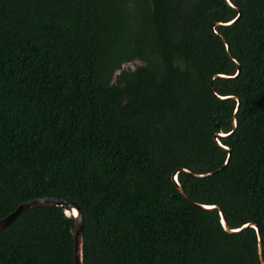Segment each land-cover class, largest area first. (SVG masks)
<instances>
[{
    "label": "trees",
    "instance_id": "trees-1",
    "mask_svg": "<svg viewBox=\"0 0 264 264\" xmlns=\"http://www.w3.org/2000/svg\"><path fill=\"white\" fill-rule=\"evenodd\" d=\"M229 2L0 0V220L55 198L83 264H264V0ZM73 254L61 208L0 231V264Z\"/></svg>",
    "mask_w": 264,
    "mask_h": 264
},
{
    "label": "water",
    "instance_id": "water-1",
    "mask_svg": "<svg viewBox=\"0 0 264 264\" xmlns=\"http://www.w3.org/2000/svg\"><path fill=\"white\" fill-rule=\"evenodd\" d=\"M226 3L231 6L229 0H225ZM239 17V13L238 15L234 18V20H232L229 23H226L224 25H230L232 23H234ZM219 25V24H217ZM222 41L225 44V48L226 51L228 52V45L226 43V41L224 39H222ZM228 57L231 59V56L228 53ZM231 61L236 65L237 70L235 75L228 77V76H224V75H218L217 77L223 78V79H227V78H235L238 73H239V67L237 65V63L231 59ZM218 99L223 100V99H227L228 97H219L217 96ZM232 98V97H231ZM237 103H236V107L233 113V121H232V125H233V130L235 128V115L237 112V109L239 107V101L238 99H236ZM231 132H229L228 134H222V133H216V135L214 136V140L216 141V143L218 144V146H220L223 150L227 151V158L225 160L224 165L227 164L229 157H230V150L225 147L222 146L220 144V142L218 141V137L220 138H224L227 137L228 135H230ZM184 173L191 175V176H200L203 177L205 175H194L189 173L188 171L182 170ZM176 175L177 172H175L172 176V180L174 181L178 191L180 192V194L182 195V197L188 201V199L185 197V195L183 194L182 190L180 189L177 181H176ZM209 175V174H206ZM47 207V206H53V207H57V208H61L62 210L65 211L66 216L68 217H72L73 222H74V254H73V258H74V264H83L82 263V239H83V221H82V215H81V211L78 207L77 204L75 203H71L65 200H59V199H55V198H37L31 201H27L24 202L22 204H20L11 214H9L8 216H6L5 218H3L2 220H0V231L3 230L5 227H7L18 215H20L23 211L31 209V208H36V207ZM197 207L201 208V209H205V210H212V209H216L215 206H207V205H197ZM219 216H220V223L223 227V229L226 232L229 233H239L243 228H246L247 225L242 226L239 229H229L221 211H219ZM255 228V227H254ZM256 229V228H255ZM256 232L258 233V230L256 229ZM258 251H259V256H260V260L261 259V245H260V238L258 237Z\"/></svg>",
    "mask_w": 264,
    "mask_h": 264
},
{
    "label": "rangeland",
    "instance_id": "rangeland-1",
    "mask_svg": "<svg viewBox=\"0 0 264 264\" xmlns=\"http://www.w3.org/2000/svg\"><path fill=\"white\" fill-rule=\"evenodd\" d=\"M139 65H141L140 62H134V63L127 64L125 68L134 69L136 66H139Z\"/></svg>",
    "mask_w": 264,
    "mask_h": 264
}]
</instances>
